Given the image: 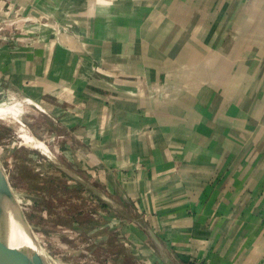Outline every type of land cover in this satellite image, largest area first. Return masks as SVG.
<instances>
[{
    "label": "crops",
    "instance_id": "1",
    "mask_svg": "<svg viewBox=\"0 0 264 264\" xmlns=\"http://www.w3.org/2000/svg\"><path fill=\"white\" fill-rule=\"evenodd\" d=\"M0 19L29 29L0 42L4 79L116 189L135 263L264 264V0H0Z\"/></svg>",
    "mask_w": 264,
    "mask_h": 264
},
{
    "label": "rangeland",
    "instance_id": "2",
    "mask_svg": "<svg viewBox=\"0 0 264 264\" xmlns=\"http://www.w3.org/2000/svg\"><path fill=\"white\" fill-rule=\"evenodd\" d=\"M12 23L9 25L0 19V42L22 41V37L16 35L29 30L27 21L18 28ZM39 23L46 24L42 20ZM4 77L0 69V105L14 107L21 115L16 122L0 120L2 200L12 207L23 225L32 230L25 225L46 251L45 264H140L135 263L139 257L132 252L133 244L119 246L129 240L118 230L122 225L116 207L119 197L113 199L108 195L116 196V189L102 184L101 172L95 171L88 155L69 151L71 143L52 114L10 88ZM21 128L46 142L55 156L23 145ZM45 161L54 166L55 171L46 166ZM61 172L79 188L74 187L72 193L64 191ZM99 201L111 209L102 208ZM141 262L148 264L146 260Z\"/></svg>",
    "mask_w": 264,
    "mask_h": 264
},
{
    "label": "bare ground",
    "instance_id": "3",
    "mask_svg": "<svg viewBox=\"0 0 264 264\" xmlns=\"http://www.w3.org/2000/svg\"><path fill=\"white\" fill-rule=\"evenodd\" d=\"M20 115L14 107L0 105V120L13 122ZM20 137L22 138L23 145L36 150L41 149L53 155L51 147L46 142L34 137L27 129L21 128ZM3 220L10 264H40V257L45 261L44 252L46 251H43L36 237L15 216L10 207L4 210Z\"/></svg>",
    "mask_w": 264,
    "mask_h": 264
},
{
    "label": "water",
    "instance_id": "4",
    "mask_svg": "<svg viewBox=\"0 0 264 264\" xmlns=\"http://www.w3.org/2000/svg\"><path fill=\"white\" fill-rule=\"evenodd\" d=\"M2 192L0 187V264H10L9 262V253L6 243L5 230H4V220L3 212L6 208L11 207L6 202L2 200ZM12 208V207H11ZM16 212V211H15ZM17 213V212H16ZM20 217V216H19ZM21 219V217H20ZM22 220V219H21ZM23 221V220H22ZM24 222V221H23ZM25 223V222H24ZM26 225V224H25ZM27 226V225H26ZM28 227V226H27ZM29 228V227H28ZM30 229V228H29ZM31 230V229H30ZM32 231V230H31ZM40 264H45V262L40 257Z\"/></svg>",
    "mask_w": 264,
    "mask_h": 264
},
{
    "label": "trees",
    "instance_id": "5",
    "mask_svg": "<svg viewBox=\"0 0 264 264\" xmlns=\"http://www.w3.org/2000/svg\"><path fill=\"white\" fill-rule=\"evenodd\" d=\"M29 162H27L26 164H28ZM45 163V165L46 166H49V167H51V168H53V170L55 171V167L54 166H52L51 164L49 165L46 161L44 162ZM26 167H28L29 168V166L28 165H26ZM61 175H62V177H60L61 178V180H62V183L64 184L63 186V188H64V191H66V192H69V193H72V191H74V187H78L79 188V185L77 184V183H73V180L68 176V175H66L65 173H62L61 172ZM84 200V199H83ZM98 204H101V207L102 208H106L107 210H110L111 208L107 205V204H105L103 201H99V202H97ZM121 231V230H120ZM121 234L123 233L122 231L120 232ZM113 237L114 238H116L117 236L115 235H113ZM118 238H119V235H118ZM121 248H124V245L123 244H121V245H119ZM126 247V246H125ZM123 250V249H122ZM124 250H126V249H124ZM123 250V251H124Z\"/></svg>",
    "mask_w": 264,
    "mask_h": 264
},
{
    "label": "built area",
    "instance_id": "6",
    "mask_svg": "<svg viewBox=\"0 0 264 264\" xmlns=\"http://www.w3.org/2000/svg\"><path fill=\"white\" fill-rule=\"evenodd\" d=\"M30 18H28V20H29ZM15 23V22H14ZM0 30H2V29H0ZM6 34V33H5Z\"/></svg>",
    "mask_w": 264,
    "mask_h": 264
}]
</instances>
